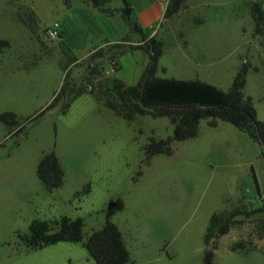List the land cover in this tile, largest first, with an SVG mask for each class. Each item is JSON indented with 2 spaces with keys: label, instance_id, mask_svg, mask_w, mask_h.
Returning <instances> with one entry per match:
<instances>
[{
  "label": "rangeland",
  "instance_id": "374dc122",
  "mask_svg": "<svg viewBox=\"0 0 264 264\" xmlns=\"http://www.w3.org/2000/svg\"><path fill=\"white\" fill-rule=\"evenodd\" d=\"M70 1L0 0V114L12 111L21 118L12 128L0 121V264H95L82 243L28 250L19 236L35 218L67 214L84 218L86 240L102 228L108 205L118 198L125 206L113 221L135 264H204L211 215L244 204L255 212L238 216L240 223L217 239L214 262L264 264V210L257 211L264 207V150L231 123L212 127L203 119L197 137L173 142L172 155L159 154L147 163L144 146L150 138L173 133L167 117L145 115L130 122L85 94L65 115L61 110L68 103L61 99L42 117L26 121L64 83L65 40L51 38L47 29L65 21ZM252 1L264 8V0H189L152 32L165 42L160 77L201 79L228 90L247 62L244 92L264 121V37L254 33ZM26 9L39 17L37 34L21 19ZM60 30L63 38L62 25ZM120 31L126 36L120 43L103 47L110 50L106 71L132 85L147 57L132 52L138 45L129 42L139 35L129 33L126 23ZM85 58L72 66L69 88H78L86 76ZM113 63L121 68L115 71ZM52 150L65 182L49 193L36 171ZM87 184L91 192L76 197ZM238 242L245 248L233 251Z\"/></svg>",
  "mask_w": 264,
  "mask_h": 264
},
{
  "label": "trees",
  "instance_id": "16d2710c",
  "mask_svg": "<svg viewBox=\"0 0 264 264\" xmlns=\"http://www.w3.org/2000/svg\"><path fill=\"white\" fill-rule=\"evenodd\" d=\"M81 1L91 2L94 7L107 12L109 10L106 5L112 0ZM188 1L171 0L165 11V18L178 14L187 6ZM122 3L121 12L124 19L131 26V29L141 36L143 41V44L135 47L147 51L150 57V63L137 83L129 85L121 78L107 75L105 63L110 50L100 47L85 58L88 63V72L80 80V86L69 88L67 79L70 76L72 66L78 64L81 59L73 53L66 42H63L62 47L67 57L64 65L66 72L64 83L60 90L55 93L51 102L34 117L26 118V121L42 117L47 111L54 108L61 99L68 103V106L61 110V114L65 115L75 100L89 94L104 107L130 122L145 115L154 118L167 117L171 121L173 125L172 135L165 139L152 136L144 146L147 163L159 154L172 155L174 153L173 142L197 137L203 119H207L208 124L212 127L218 126L219 121L231 123L247 133L254 142L260 143L264 150V121L258 117L253 98L246 96L244 92L249 64L244 63L228 90H223L201 79L160 77L157 72L159 60L165 53V42L155 35L149 38L136 22L130 0H122ZM250 5L254 33L264 37V8L255 1H252ZM20 16L31 31L37 34L40 20L35 10L26 9ZM2 43L8 44L6 41ZM116 65L118 63L114 64L115 71L121 68ZM20 119L12 111L0 114V121L5 123L8 128L19 125ZM36 172L44 189L49 193L63 186L65 182V170L55 150L42 156ZM140 174L142 173L140 172ZM90 192L91 185L87 184L75 196L80 197ZM258 192L261 194V190ZM124 206V201L121 198L116 199V206L105 211L106 220L102 228L94 231L86 240H84V218L81 216L72 217L67 214L54 219L35 218L30 223L29 231L20 235L19 238L28 250L43 248L62 241L76 242L82 243L95 264H135L123 232L113 221L114 214L123 210ZM263 210L264 207L257 211ZM254 212L255 210L244 204L211 215L204 236L207 247L204 254V264H217L214 262L217 239L227 234L237 223H240L237 219L238 216H250ZM243 248H245L244 242H238L232 246L233 251Z\"/></svg>",
  "mask_w": 264,
  "mask_h": 264
},
{
  "label": "crops",
  "instance_id": "0c3cea01",
  "mask_svg": "<svg viewBox=\"0 0 264 264\" xmlns=\"http://www.w3.org/2000/svg\"><path fill=\"white\" fill-rule=\"evenodd\" d=\"M77 2L85 5H75ZM130 2L136 22L144 32L146 31L145 33L149 38L152 37V29L159 27L165 20L166 8L163 2L161 0H130ZM69 4L71 7L65 15V21L61 23L64 34L62 38L61 32L60 40H65L79 59L88 56L97 48L120 43L121 40L126 37L121 36L122 32L120 28L122 23L128 25L129 33L132 32L131 26L124 19L121 12L123 3L115 7L111 5L112 2L108 3L106 8L109 11L107 12H103L97 7H94L91 2L72 0ZM115 33L117 35H115ZM135 34L139 35L138 33ZM138 37L136 36V38L133 39L136 41L128 42L133 45L143 44V41H139L141 38L139 39ZM137 51L142 52V54L147 57V61L145 62V67L141 69V73L138 74V79L135 81L136 83L150 63V57L147 51L136 48L132 52ZM126 54L127 53H124L120 57V61L126 57Z\"/></svg>",
  "mask_w": 264,
  "mask_h": 264
},
{
  "label": "built area",
  "instance_id": "2783aa9c",
  "mask_svg": "<svg viewBox=\"0 0 264 264\" xmlns=\"http://www.w3.org/2000/svg\"><path fill=\"white\" fill-rule=\"evenodd\" d=\"M167 9L168 5L170 4L171 0H161ZM61 23L55 22L52 26L48 27L47 33L51 38L57 39L61 37Z\"/></svg>",
  "mask_w": 264,
  "mask_h": 264
},
{
  "label": "water",
  "instance_id": "95a60500",
  "mask_svg": "<svg viewBox=\"0 0 264 264\" xmlns=\"http://www.w3.org/2000/svg\"><path fill=\"white\" fill-rule=\"evenodd\" d=\"M115 206H116V201L110 202V204L108 205V210L113 209Z\"/></svg>",
  "mask_w": 264,
  "mask_h": 264
}]
</instances>
